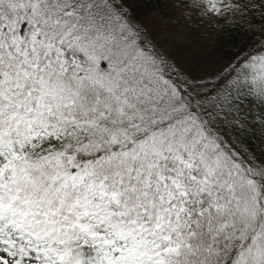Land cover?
<instances>
[{"label":"snow or ice","instance_id":"snow-or-ice-1","mask_svg":"<svg viewBox=\"0 0 264 264\" xmlns=\"http://www.w3.org/2000/svg\"><path fill=\"white\" fill-rule=\"evenodd\" d=\"M0 264H264V0H0Z\"/></svg>","mask_w":264,"mask_h":264}]
</instances>
